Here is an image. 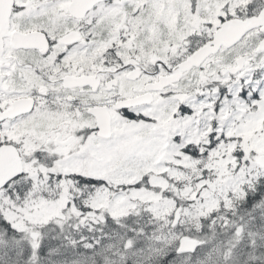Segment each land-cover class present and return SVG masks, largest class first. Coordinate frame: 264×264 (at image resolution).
<instances>
[{
	"label": "snow or ice",
	"instance_id": "snow-or-ice-1",
	"mask_svg": "<svg viewBox=\"0 0 264 264\" xmlns=\"http://www.w3.org/2000/svg\"><path fill=\"white\" fill-rule=\"evenodd\" d=\"M0 264H264V0H0Z\"/></svg>",
	"mask_w": 264,
	"mask_h": 264
}]
</instances>
